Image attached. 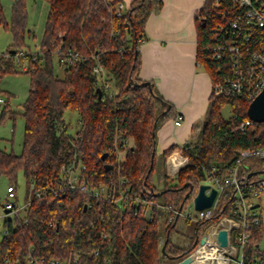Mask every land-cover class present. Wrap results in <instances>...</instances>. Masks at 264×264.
<instances>
[{"label": "trees", "instance_id": "16d2710c", "mask_svg": "<svg viewBox=\"0 0 264 264\" xmlns=\"http://www.w3.org/2000/svg\"><path fill=\"white\" fill-rule=\"evenodd\" d=\"M46 1L50 7L40 41L42 54L33 59L30 53L25 58L16 57L20 50L32 51L26 42V36L32 35L26 0L12 1L10 23L0 0V25L9 29L13 37L9 49L0 52V96L6 97L0 104L1 120L16 115L10 102L14 95L1 87L5 76L18 72L17 63L27 61L25 72L31 77L22 113L23 150L20 154L7 150L0 138V177L16 184L22 171L28 185L33 180L36 187L46 186L58 180L62 165L78 158L85 164L84 176L92 183L118 181L120 176H126L135 196L154 203V213L149 220L140 209L138 213L134 209L126 211L81 192L34 198L27 223L11 217L3 222L8 232L0 238V264H30V256L68 258L75 249L83 253L79 264H162V256L176 264L193 252L201 233L197 231L189 247L178 246L171 238L176 223L173 221L166 225L161 244L158 204L184 207L198 193L205 167L218 165L226 170L240 150L264 148V122L247 125L244 130L237 128L250 118V101L241 96L211 94L200 143L194 152L189 150V143L182 148L189 164L174 177L165 175L164 186L157 188L153 184L157 128L177 113L174 104L159 94L151 81L149 85L140 77V48L148 40L145 24L161 2L133 0L128 8L119 11L122 0ZM218 12L215 0H205L201 17L196 18L197 60L213 83L220 78V62L211 60V26L220 18ZM70 48L79 51L84 59L66 67L60 77L55 72V56L61 59ZM98 59L108 70L112 92L92 72ZM98 87L102 89L101 98ZM226 103L232 106L233 115L229 118L222 115ZM67 110L80 115V127L75 133L66 125ZM176 147L172 145L163 152L162 158ZM106 163L113 168L106 170ZM241 168L251 178L258 177L262 173L255 172L264 171V159L245 158ZM161 190L164 192L158 195ZM233 192V188L226 189L214 215L199 223L208 225L231 214L229 197ZM251 231L244 249L245 264H264V249L258 248L264 233L263 219ZM91 249H98L99 253H85Z\"/></svg>", "mask_w": 264, "mask_h": 264}, {"label": "built area", "instance_id": "2783aa9c", "mask_svg": "<svg viewBox=\"0 0 264 264\" xmlns=\"http://www.w3.org/2000/svg\"><path fill=\"white\" fill-rule=\"evenodd\" d=\"M215 7L219 8L220 18L211 26V60L220 62L218 67L220 78L213 83L212 95L241 96L251 102L264 88V0H215ZM124 8V4L120 2L118 10ZM198 16L201 17L200 12ZM29 53L33 55V59H36L38 54H42L40 44H37L32 51L20 50L16 57L25 58ZM83 59L79 51L70 48L61 59H58V62L66 68ZM22 65L25 70L28 68L27 61H24ZM92 72L98 82L112 92L108 70L99 59L93 66ZM118 92L116 89L115 94ZM4 101L5 97L0 96V104ZM182 119L183 117L177 114L175 123L180 124ZM258 123L261 122L249 118L237 128L244 130L247 125ZM173 151L168 158L170 165L168 176L170 177H174L180 169L189 164L188 157L182 151L181 156L177 154L181 160L180 164L174 166ZM254 157L264 159V148L252 147L240 150L235 162L226 170L218 165L204 168L205 178L201 183L209 185L206 193L209 194L212 188L217 190L216 197L209 207L196 209L194 198L180 208L172 203L158 204L159 211L165 212L169 223L176 222L180 216L200 222L214 215L218 201L226 189H234L229 197L232 205L231 214L207 225L201 236L205 237L204 242L199 239L198 245L190 253L193 257L192 261L200 264H232L233 261L236 264H245L244 249L251 237V228L259 224L262 219L258 200L264 194V175L251 178L250 174L241 168L243 159ZM84 169L85 164L78 158H74L62 165L60 176L55 183L36 187L31 180L28 196L22 205L18 202L16 185L9 184L6 200L2 204L4 211L0 210V220L5 221L11 214L12 220L19 219L27 223V214L34 198H41L48 194L58 196L64 192H81L92 199L118 205L126 211L134 209L138 213L140 209L146 218L152 220L154 203L135 196L126 176H120L118 181L92 183L84 176ZM87 206H90V203ZM192 209L197 212L194 213ZM221 229L227 231L226 245H222L219 241ZM7 232V226L2 225L0 233L3 235ZM258 248L264 249V233ZM199 251H201L200 254ZM85 253L97 255L99 250L91 249ZM82 254V251L75 249L68 258L30 256L29 263L79 264Z\"/></svg>", "mask_w": 264, "mask_h": 264}, {"label": "crops", "instance_id": "0c3cea01", "mask_svg": "<svg viewBox=\"0 0 264 264\" xmlns=\"http://www.w3.org/2000/svg\"><path fill=\"white\" fill-rule=\"evenodd\" d=\"M44 1L48 15L50 5ZM132 1L122 0V3L128 8ZM155 1L161 2V6L153 10L145 24L148 40L140 48V77L151 81L183 117L180 124L175 123V117L159 124L157 156H162L172 145L177 146L173 152L181 156L182 148L188 143L191 146L196 131L202 129L211 102L212 78L197 60L196 18L205 0ZM169 156L163 158L165 175H169Z\"/></svg>", "mask_w": 264, "mask_h": 264}, {"label": "rangeland", "instance_id": "374dc122", "mask_svg": "<svg viewBox=\"0 0 264 264\" xmlns=\"http://www.w3.org/2000/svg\"><path fill=\"white\" fill-rule=\"evenodd\" d=\"M12 1L13 0H2L6 20L9 23L11 21ZM26 3L28 10V27L32 31V35L26 36V42L32 47V49H34L37 44H40L42 31L46 21L47 4L44 0H26ZM12 43L13 37L9 29L4 27V25H0V52L7 51ZM16 68L18 72L6 75L1 83V87L3 89L14 95L10 102L12 109L16 112V115H9L3 120L0 119V138H2V147L20 154L23 150L25 132V118L22 116L24 111L23 104L28 97L31 77L29 73L25 72L21 63H17ZM64 70L65 67L59 64L58 58L55 56V72L60 77H63ZM222 115L224 118H229L233 115L230 103H226L222 107ZM65 122L68 130L75 133V131L80 127L79 113L74 110H67L65 112ZM200 132L201 130L196 131L193 140L190 142L191 146L189 147V150L192 152L195 151L196 146L200 143ZM121 157H123V153L121 154ZM165 173L166 166L163 162V158L162 156H157L156 168L153 174V184L159 189H161L165 184ZM261 175H264V173ZM8 185L9 180L5 176L0 177V210L2 211H4L2 204L5 202L7 197ZM15 185L18 194V202L22 205L25 203L29 191V185L26 182V177L22 171L19 172ZM258 203L261 209L264 224V194L260 197ZM185 209L188 210L187 207H185ZM193 212L196 213L197 211L193 210ZM7 217L12 216L10 214ZM158 219L159 232L162 239L161 244H163L166 236V225L169 224V222L165 212H162L161 210L159 211ZM3 222L4 220H0V231L2 229ZM206 227L207 225H202L195 220H188L187 218L180 216L171 232L172 242L178 246L187 248L194 241L197 231L199 230L202 236ZM1 236L2 234L0 233V238ZM162 264L175 263L167 256H162ZM232 264H236V262L233 261Z\"/></svg>", "mask_w": 264, "mask_h": 264}, {"label": "water", "instance_id": "95a60500", "mask_svg": "<svg viewBox=\"0 0 264 264\" xmlns=\"http://www.w3.org/2000/svg\"><path fill=\"white\" fill-rule=\"evenodd\" d=\"M149 85H151V82H148ZM97 91L99 92V97H102V89L101 87L97 88ZM248 115L249 117L256 121V122H264V88L263 90L256 96V98L250 102V105L248 107ZM107 156V154H103V159H105ZM113 165L110 163H106L105 164V169L109 170L112 169ZM264 173V171L261 172H255V174H261ZM209 188L208 184L205 183H201L198 193L196 194V196L194 197V203H195V208L196 209H204L206 207H209L212 205L216 194H217V190L215 188H212L210 193L207 194L206 190ZM162 192H164V190L158 191L157 194H161ZM87 206H85L86 208ZM168 240V238L166 239V241ZM205 237H201L200 241L204 242ZM219 241L222 245H226L227 244V231L225 229H221L219 231ZM165 247L166 244L163 245V252H165ZM174 258V256H172ZM193 257L192 255H187L184 258L178 260L176 262V264H200L197 262L192 261Z\"/></svg>", "mask_w": 264, "mask_h": 264}, {"label": "bare ground", "instance_id": "6f19581e", "mask_svg": "<svg viewBox=\"0 0 264 264\" xmlns=\"http://www.w3.org/2000/svg\"><path fill=\"white\" fill-rule=\"evenodd\" d=\"M177 153H174V155L172 156V162H174V166H178L180 163V158L177 157ZM201 253V251H199V254Z\"/></svg>", "mask_w": 264, "mask_h": 264}]
</instances>
